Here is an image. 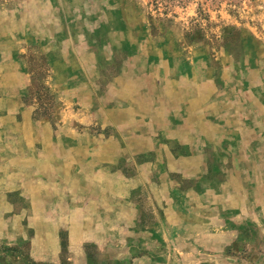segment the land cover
<instances>
[{
    "label": "rangeland",
    "instance_id": "obj_1",
    "mask_svg": "<svg viewBox=\"0 0 264 264\" xmlns=\"http://www.w3.org/2000/svg\"><path fill=\"white\" fill-rule=\"evenodd\" d=\"M0 264H264V0H0Z\"/></svg>",
    "mask_w": 264,
    "mask_h": 264
}]
</instances>
